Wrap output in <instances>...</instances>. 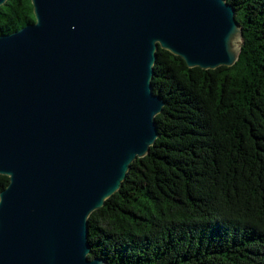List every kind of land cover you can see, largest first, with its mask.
Returning <instances> with one entry per match:
<instances>
[{
  "label": "water",
  "instance_id": "95a60500",
  "mask_svg": "<svg viewBox=\"0 0 264 264\" xmlns=\"http://www.w3.org/2000/svg\"><path fill=\"white\" fill-rule=\"evenodd\" d=\"M30 2L0 34V264H108L88 216L158 136L156 51L230 67L242 27L226 0Z\"/></svg>",
  "mask_w": 264,
  "mask_h": 264
},
{
  "label": "trees",
  "instance_id": "16d2710c",
  "mask_svg": "<svg viewBox=\"0 0 264 264\" xmlns=\"http://www.w3.org/2000/svg\"><path fill=\"white\" fill-rule=\"evenodd\" d=\"M242 27L235 63L188 67L158 48L157 138L88 216L89 257L108 264H264V0H226ZM0 6V34L33 22ZM9 178L0 175V190Z\"/></svg>",
  "mask_w": 264,
  "mask_h": 264
}]
</instances>
